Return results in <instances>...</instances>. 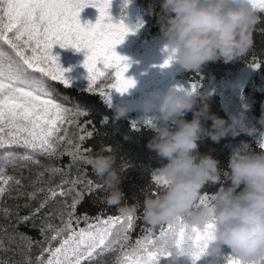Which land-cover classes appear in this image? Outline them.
I'll return each mask as SVG.
<instances>
[{
	"label": "clouds",
	"instance_id": "obj_1",
	"mask_svg": "<svg viewBox=\"0 0 264 264\" xmlns=\"http://www.w3.org/2000/svg\"><path fill=\"white\" fill-rule=\"evenodd\" d=\"M159 7L168 56L192 73L210 62L239 60L251 48L259 23L250 0H159ZM198 95L171 87L150 93L142 102L154 132L147 148L163 162L158 168L163 187L144 197L143 219L153 228L175 226L156 239V247L171 254L167 264H179L181 247L187 258L193 238L209 224L206 255L219 257L227 249L239 264H264V151H248V144L242 142L233 150L227 169H221L213 156L198 151L205 138L219 143L242 131L248 135L259 132L264 139V114L250 127L241 128L237 118L229 123L211 114L203 97L197 109ZM127 112L118 106L114 118H124ZM188 112L191 120L185 119ZM208 120L210 127L203 123ZM89 165L103 181L104 202L121 205L125 194L115 156L101 152L89 158ZM208 184L220 187L210 202L203 203L201 191ZM121 211L135 209L122 207Z\"/></svg>",
	"mask_w": 264,
	"mask_h": 264
},
{
	"label": "trees",
	"instance_id": "obj_2",
	"mask_svg": "<svg viewBox=\"0 0 264 264\" xmlns=\"http://www.w3.org/2000/svg\"><path fill=\"white\" fill-rule=\"evenodd\" d=\"M114 1L120 7L124 3L130 6L136 3L144 9L143 20L140 17L138 22V41L141 44L154 39H165L161 32L159 17L162 13L159 0ZM257 15L259 23L253 31V44L244 56L227 64L222 61L207 63L200 72L187 71V77L198 85L199 95L195 107L198 109L201 106L200 99L203 97L211 114L229 123L233 118H237L241 128L250 127L264 114V11L258 10ZM253 62L260 64V68L250 67ZM35 75L40 76L39 73ZM245 77L248 78L247 82L232 94L230 85L239 83ZM44 79L57 102L65 108L79 109L85 113L78 117L76 123L62 124L60 135H66V140L71 139L74 143H79L82 151L87 149L84 155L88 159L101 152L113 154L115 167L122 178L120 187L125 199L121 205L106 204L105 187L101 178L85 160L73 163L72 158L66 154L48 156L34 153L29 161L7 166L4 175L12 180L8 184L0 180V187L6 189L4 195L0 196V264H26L29 259L32 264H36L37 257L41 255V248L49 246L46 238L55 234L46 226L61 224L59 214L65 210L66 204L71 203L76 192H83V197L75 209L76 216H86L92 220L96 216L106 218L109 215H119L122 207L133 208L136 218L134 228L129 233L130 243L134 244L148 229L152 230L153 235H158L160 226L153 228L148 224L143 219L141 207L146 195H155L163 187L162 183L154 180L163 162L154 151L147 148L154 135L151 126L144 123L145 121L136 122L134 113L129 111L126 117L115 119L116 107L102 98L99 91H87L89 85L70 83L69 87H66L60 81H53L48 77ZM113 82L111 77L105 75L94 87L99 89ZM185 119L191 120L192 113L188 112ZM203 123L206 127L211 126L210 120ZM133 124L136 125L135 128ZM80 137L84 139L81 140ZM259 139V132L248 135L243 131L236 137L229 134L219 143L205 138L199 142L198 151L202 155L213 156L219 161L221 169H227L233 150L242 142L248 144V151H264L259 145ZM67 147L69 145L66 142L61 143L58 152H63ZM16 151L21 154L24 152L23 149ZM52 169L59 171L52 172ZM15 180L20 183L16 184ZM73 180L83 183L76 185L75 192L60 195L61 187L67 192L72 187ZM64 181L68 183L65 184ZM88 181L92 182L91 192L86 187ZM219 187L218 184H208L202 189L201 196L207 197L210 202ZM50 189H55L57 196L51 197ZM42 203L44 207L40 208ZM64 218L67 219V216ZM84 226L81 219L79 227ZM24 238L31 239L30 248ZM59 242L58 237L51 241V245L58 247ZM115 247L119 249L120 246ZM227 252L229 251L225 249V253ZM44 255L47 256V253ZM118 255V251H106L94 256L92 264H114ZM81 264H87V261H82Z\"/></svg>",
	"mask_w": 264,
	"mask_h": 264
},
{
	"label": "snow or ice",
	"instance_id": "obj_3",
	"mask_svg": "<svg viewBox=\"0 0 264 264\" xmlns=\"http://www.w3.org/2000/svg\"><path fill=\"white\" fill-rule=\"evenodd\" d=\"M250 3L256 12L264 11V0H250ZM88 5L95 6L99 11L95 24H81L80 10ZM109 8L110 0H0V180L5 184L12 180L4 175L6 167L29 161L34 153L48 156L66 154L72 158L73 163L78 160L89 163L84 155L87 149L82 151L79 143L66 140V135H60L62 124L76 123L78 117L85 113L79 109L65 108L57 102L44 78L60 81L66 87L70 85L65 76L67 70L59 65L58 57L51 54L53 45L59 44L62 48L87 50L83 63L89 74L87 91H99L100 96L108 100L111 91L94 87L97 80L105 74L114 80L108 85L111 90L124 93L134 86L135 81L125 76L130 67L128 58L115 51L116 46L123 42L131 30L122 20L113 22ZM171 60L169 55L161 67H167ZM249 66L253 69L260 68V64L255 62ZM197 87L193 83L186 89L195 93ZM144 123L151 126L152 121L148 119ZM135 127L133 124V128ZM80 139L83 140L84 137ZM64 142L69 147L58 152ZM259 145L264 148V139H259ZM16 149H23V154ZM154 180L162 183L158 175L154 176ZM14 182L20 183L19 180ZM78 183L83 182L71 181L72 187L67 192L61 187L60 195L75 192ZM86 187L91 192L92 182L88 181ZM5 191V188L0 187V196ZM49 191L51 197L57 196L55 189ZM82 197L83 192H76L71 203L65 205V210L59 214V226H46L55 234L46 238L49 246L41 248L36 264H81L82 261L92 264L94 256L106 251L120 253L114 264H160L162 259L167 264L171 254L156 247L157 235H153L151 229L137 238L134 244L130 243L129 233L134 228L135 211H120L119 215H109L106 218L96 216L89 220L86 216L75 215ZM201 202L207 203L208 198L201 196ZM39 207L43 208L44 204ZM65 215L67 219L64 218ZM81 219L84 227H79ZM174 227L161 225L159 233ZM211 228L212 225L209 224L193 238L192 251L187 257L193 264L206 255V242ZM58 237L59 246L53 247L51 241ZM24 239L30 248L31 239ZM116 245L120 246L119 249ZM180 255L185 258L182 247ZM26 264H32V261L29 259ZM219 264H239V261L230 252H224L219 256Z\"/></svg>",
	"mask_w": 264,
	"mask_h": 264
},
{
	"label": "rangeland",
	"instance_id": "obj_4",
	"mask_svg": "<svg viewBox=\"0 0 264 264\" xmlns=\"http://www.w3.org/2000/svg\"><path fill=\"white\" fill-rule=\"evenodd\" d=\"M113 1L110 0V8L108 10L113 22L122 20L131 30L123 42L116 46L115 51L119 55L128 58L130 67L125 76L133 79L135 84L124 93L117 92L114 89L111 90L108 85H103L102 88L105 91H111L107 100L108 103L114 107H126L129 112L134 113L136 122L146 121L151 119V117L144 114L141 105L143 100L149 97L150 93L154 91L163 93L171 87L179 88L182 86L188 88L194 82L187 77L188 70H185L176 62H171L167 67H161L165 59L168 58L166 39H154L143 44L138 41V22L140 17L143 20L144 9L136 3L132 6L124 3L120 7ZM98 17L99 11L92 5L84 7L79 13L81 24H95ZM51 54L58 57L59 65L67 70L65 71V76L70 83L89 85V74L83 66L87 50L77 51L72 47L62 48L59 44H55L51 49ZM98 66L102 67V65ZM247 80L248 78L245 77L239 83L230 85L231 93H236ZM160 264H166V261L162 259ZM179 264H193V261L189 258H181ZM195 264H219V257L205 255L200 260L195 261Z\"/></svg>",
	"mask_w": 264,
	"mask_h": 264
}]
</instances>
